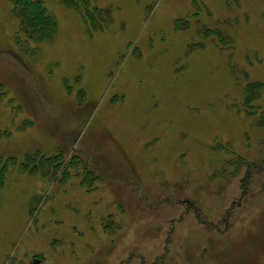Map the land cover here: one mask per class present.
Returning <instances> with one entry per match:
<instances>
[{"label":"rangeland","instance_id":"rangeland-1","mask_svg":"<svg viewBox=\"0 0 264 264\" xmlns=\"http://www.w3.org/2000/svg\"><path fill=\"white\" fill-rule=\"evenodd\" d=\"M42 1L35 41L0 0V264H264V0Z\"/></svg>","mask_w":264,"mask_h":264},{"label":"trees","instance_id":"trees-1","mask_svg":"<svg viewBox=\"0 0 264 264\" xmlns=\"http://www.w3.org/2000/svg\"><path fill=\"white\" fill-rule=\"evenodd\" d=\"M13 11L16 16L19 18L22 25L25 27V32L29 33L30 37L35 41L38 40H47L54 33L56 28V19L46 8L45 3L42 0H9ZM93 0H64V2L71 8H75L83 17L86 25H93L97 11H101L98 7L92 4ZM192 11H190L189 16L185 18H178L175 21L176 28H187L190 23V19H193L195 22H198V13H202L204 5L201 0H190ZM90 28V27H89ZM216 31L215 28L202 27L201 32L205 37L211 35V32ZM89 32H92L91 29ZM255 86L254 90L260 91L262 88V82H248L246 84V94L243 99L242 107L244 108L247 115L255 116L256 123L263 125L264 124V109H260L258 104H256V99L258 94L253 95L250 85ZM255 96V97H254ZM6 131L0 129V136H6ZM59 153L55 156H44V153L37 150L31 154H27L22 162V166L29 171L38 170L40 171L41 167L43 168L44 162L47 163L54 162L58 159ZM63 156L61 155V158ZM56 158V159H55ZM73 158V157H72ZM71 158V159H72ZM70 159V160H71ZM68 160V162L70 161ZM62 163L64 160L62 158ZM16 164V159L13 156L3 157L0 155V188L2 187L5 179V174L8 171L9 167ZM54 165H57L55 163Z\"/></svg>","mask_w":264,"mask_h":264},{"label":"water","instance_id":"water-1","mask_svg":"<svg viewBox=\"0 0 264 264\" xmlns=\"http://www.w3.org/2000/svg\"><path fill=\"white\" fill-rule=\"evenodd\" d=\"M30 264H40V259L34 258Z\"/></svg>","mask_w":264,"mask_h":264}]
</instances>
